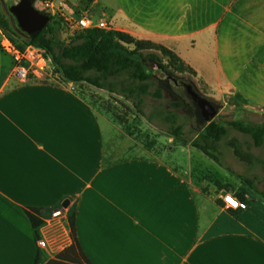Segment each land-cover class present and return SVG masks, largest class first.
<instances>
[{
    "label": "crops",
    "instance_id": "0c3cea01",
    "mask_svg": "<svg viewBox=\"0 0 264 264\" xmlns=\"http://www.w3.org/2000/svg\"><path fill=\"white\" fill-rule=\"evenodd\" d=\"M109 1L114 30L167 48L221 99L264 113V0ZM12 64L0 48V264H264V199L211 183L190 141L149 149L79 84L21 82ZM178 146L186 164L170 162ZM223 191L243 192L246 207L226 209ZM61 207L71 242L51 254L36 241Z\"/></svg>",
    "mask_w": 264,
    "mask_h": 264
},
{
    "label": "trees",
    "instance_id": "16d2710c",
    "mask_svg": "<svg viewBox=\"0 0 264 264\" xmlns=\"http://www.w3.org/2000/svg\"><path fill=\"white\" fill-rule=\"evenodd\" d=\"M0 29L7 32L10 29L9 22L0 19ZM14 30L22 39L21 44L4 34L19 49L32 45L43 50L50 58L53 73L61 82L86 84L122 97L131 104L137 117L146 121L150 128L160 132L153 125V118H158L167 125L163 135L184 145L190 141L192 147L213 160L218 161L215 154L219 151L220 142L226 138L228 128L249 136L254 147L264 146V123L234 120L222 124L212 120L188 141L184 138L183 125L177 122L176 113L157 109L146 116L143 112L145 100L148 97L157 100L162 98V88L155 87L151 91L154 81L152 70L146 66L147 62L156 63L160 70L170 75L180 73L183 67L194 73L175 53L157 43L137 39L113 28L85 29L62 38L65 25L61 19L51 16L49 23L37 35H27L18 28ZM171 107L181 108L182 105L173 103ZM229 144L239 161L248 165L256 162L264 166V160L254 159L235 139L230 140ZM235 196L240 202L248 203L243 192Z\"/></svg>",
    "mask_w": 264,
    "mask_h": 264
},
{
    "label": "rangeland",
    "instance_id": "374dc122",
    "mask_svg": "<svg viewBox=\"0 0 264 264\" xmlns=\"http://www.w3.org/2000/svg\"><path fill=\"white\" fill-rule=\"evenodd\" d=\"M18 0H0V19L9 22L10 29L5 33L8 37H11L17 44L22 43V39L19 37L18 32H15L14 28H18L14 17L9 13L11 5L15 4ZM95 1V3H93ZM100 1V4H96ZM64 3V7L61 8L66 15L76 14L80 11H87L88 15L95 23L104 22L109 27H113L114 23L108 17L107 8L110 5L109 0H56L57 4ZM35 8L40 11V8L35 1ZM47 15V14H46ZM19 29V28H18ZM68 32L65 28L62 38L68 36ZM201 47L200 45L198 46ZM201 50V49H200ZM205 50L204 48L202 49ZM208 51L199 52V49L195 48L189 52L188 55L194 58H200L208 56L211 51L213 56L212 47L207 49ZM184 60L187 57L183 55ZM146 66L152 70L154 77V86L151 91H154L155 87L162 88V98L157 100L152 97H148L145 100L143 112L146 116H150L155 110L174 112L177 115V122L183 125L184 138L190 140L197 132H199V124L193 119L189 105L184 102L185 97L175 94V85L168 83L163 75L159 73V67L156 63L147 62ZM178 78L185 80L191 84L194 89L203 96H210L209 98L218 105V113L213 119L214 121L225 124L229 121L243 120L247 123L261 124L264 123V113L252 112L247 108L244 103L238 101L235 94L226 93L224 98H220V88L208 86L198 79L196 74L188 71L185 67L182 68L180 73L175 74ZM160 78V81L159 79ZM52 82L61 83V80L55 76L52 78ZM78 91L82 94L86 100L90 101L94 108L102 115L108 117L113 123L121 126L129 135L134 139L140 141L149 149L157 151L161 148H166L167 145L173 143L163 135V131L167 128V125L161 122L158 118H153V125L155 128L160 129V132L150 128L146 121L137 117L131 104L124 101L122 97L110 95L103 91H97L96 89L86 85L79 84ZM178 93L180 92L179 89ZM227 91V88L225 89ZM182 103L185 105V109L173 108L171 104ZM235 139L245 151L249 152L254 159L264 160V146L254 147L249 136L241 134L232 128H228L227 136L219 144V151L215 154L218 158L213 160L205 156L197 149L192 150V166L198 171H205L213 183L224 185L225 183H231L234 185H244L248 191H252L251 195H248L249 199H264V166L258 163L248 165L236 159L233 154V148L229 144L230 140ZM169 147H172L170 145ZM190 155L186 150H182L181 147L175 148L172 153V159L170 162L178 163L180 165L186 164L189 161ZM229 193V192H228ZM231 194V193H230ZM233 195V194H232ZM235 196V195H233ZM236 197V196H235ZM264 220V219H263Z\"/></svg>",
    "mask_w": 264,
    "mask_h": 264
},
{
    "label": "built area",
    "instance_id": "2783aa9c",
    "mask_svg": "<svg viewBox=\"0 0 264 264\" xmlns=\"http://www.w3.org/2000/svg\"><path fill=\"white\" fill-rule=\"evenodd\" d=\"M40 11L49 17L61 19L69 35H74L85 29L100 28L110 29L104 22L95 23L88 15L87 11H80L78 15L63 13L64 3H56V0H36ZM1 50L9 55L12 59L11 76L21 82L29 78L52 81L55 77L51 66L50 58L47 57L43 50L32 45H27L23 49L17 48L10 39L3 33L0 40ZM219 199L226 209L238 210L246 207L245 203L240 202L232 194L223 191ZM65 214V208L61 207L49 214H44L42 220V230L37 237L38 249L47 250L54 254L71 242V232L63 223L62 216Z\"/></svg>",
    "mask_w": 264,
    "mask_h": 264
},
{
    "label": "water",
    "instance_id": "95a60500",
    "mask_svg": "<svg viewBox=\"0 0 264 264\" xmlns=\"http://www.w3.org/2000/svg\"><path fill=\"white\" fill-rule=\"evenodd\" d=\"M36 0H18L9 8L19 30L27 35H37L50 21V17L35 8ZM188 95L195 101L196 114L199 116V131L211 122L218 113V105L209 97L193 90L191 84L185 85Z\"/></svg>",
    "mask_w": 264,
    "mask_h": 264
},
{
    "label": "flooded vegetation",
    "instance_id": "af4514ba",
    "mask_svg": "<svg viewBox=\"0 0 264 264\" xmlns=\"http://www.w3.org/2000/svg\"><path fill=\"white\" fill-rule=\"evenodd\" d=\"M152 72H151V74H152V78H153L154 75H153ZM158 72L163 75V78L166 79L169 84L175 85V88L179 89L180 92H182V93H178V90H176V89L174 90L176 95H178L180 97H182V95H183L185 97V101L184 102H186L189 105L190 111H191L192 116H193V119L195 120V122H197L199 124L200 118L196 114L195 101L188 95L187 90L185 88V85H188L189 83L186 82L185 80H182L181 78H178L175 75H170V74H168V73H166V72H164V71H162L160 69H159ZM157 79H159V81H160V78L157 77ZM193 90H195L194 87H193ZM179 104L182 105V107H181L182 109L186 108L184 104H182V103H179Z\"/></svg>",
    "mask_w": 264,
    "mask_h": 264
},
{
    "label": "bare ground",
    "instance_id": "6f19581e",
    "mask_svg": "<svg viewBox=\"0 0 264 264\" xmlns=\"http://www.w3.org/2000/svg\"><path fill=\"white\" fill-rule=\"evenodd\" d=\"M27 45V44H26Z\"/></svg>",
    "mask_w": 264,
    "mask_h": 264
}]
</instances>
